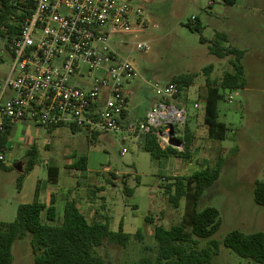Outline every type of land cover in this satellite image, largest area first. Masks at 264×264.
Returning <instances> with one entry per match:
<instances>
[{"label": "rangeland", "instance_id": "374dc122", "mask_svg": "<svg viewBox=\"0 0 264 264\" xmlns=\"http://www.w3.org/2000/svg\"><path fill=\"white\" fill-rule=\"evenodd\" d=\"M218 1L149 0L146 7L150 24L146 32L137 37L115 35L110 41V48L120 58L130 60L139 73L133 85L135 95L130 100L131 115L135 112L143 115L148 111L154 95L148 83L173 82L183 75L196 76L185 88L181 99L190 110L186 127L194 138L192 156L188 160L171 157L158 165L136 138L124 140L119 135L100 134L91 143L84 131L74 133L63 127L65 129L58 134L49 135L43 128H27L19 123L8 140L9 161L0 166L1 222L11 223L17 217L15 198L20 171L27 163L28 139L38 147L39 158L33 176L42 181L48 180L49 167L60 170L61 186L65 180L71 181L73 172L66 166L85 155L88 171L83 177L82 172H77V177L82 178L80 182L86 186L84 200L94 202L83 209L88 221L104 222L107 219L114 232H118L123 223L124 231L133 235L127 247L105 242L97 254L109 264H137L145 255L155 256L156 227L170 229L180 224L185 215L186 201L182 200L179 208L173 207L165 192L166 185L173 178L188 177L206 165L216 167L223 155L226 162L220 178L200 202V210L216 208L222 219L221 228L214 236L220 249L212 264H257L237 256L225 247L224 241L233 231L264 233V207L254 199L255 183L264 181V55L249 62L246 89L222 92L224 99L218 108L220 119L229 128L226 141H210L203 120L204 109L193 108L202 96H206L208 79L220 82L226 73L234 71V56L220 59L210 53L216 34H227L229 42L225 46L237 48L241 35L245 34L241 31L247 30L240 19V15L246 13L243 6L254 3V0H238L235 6L226 5V19L221 20L214 14L219 12L218 6H209ZM192 18L202 26L201 32L187 26ZM248 29L252 30L253 26ZM139 42H146L150 51L139 52ZM0 59V74L4 77L13 63L4 45ZM210 66L212 69L207 71ZM230 95L231 102L228 101ZM223 147L227 149L224 153ZM8 164L11 168H6ZM125 188L133 190V194L125 193ZM138 232L141 238L135 237ZM30 239L28 235L14 244V264H35ZM208 245L207 241L199 240L200 249ZM145 247L149 249L147 254Z\"/></svg>", "mask_w": 264, "mask_h": 264}, {"label": "built area", "instance_id": "2783aa9c", "mask_svg": "<svg viewBox=\"0 0 264 264\" xmlns=\"http://www.w3.org/2000/svg\"><path fill=\"white\" fill-rule=\"evenodd\" d=\"M148 1L32 0L31 14L6 50L13 62L10 71L0 74V134L14 124L32 122L90 137L153 136L163 150L184 152L190 114L181 101L186 87L171 81L148 83L154 94L150 107L143 119L131 120L139 73L110 48L112 36L146 32ZM137 50L148 53L150 46L139 42ZM8 161L7 152L0 151V166Z\"/></svg>", "mask_w": 264, "mask_h": 264}, {"label": "trees", "instance_id": "16d2710c", "mask_svg": "<svg viewBox=\"0 0 264 264\" xmlns=\"http://www.w3.org/2000/svg\"><path fill=\"white\" fill-rule=\"evenodd\" d=\"M226 5H235L238 0H222ZM32 0H0V51L5 44L6 50H11L13 39L20 33L24 20L31 14ZM187 26L201 32L199 22L194 25L190 21ZM6 40V43L3 40ZM202 42H206L201 38ZM229 37L225 33H217L210 53L220 59L234 56V71L226 73L220 82L207 80L205 96L204 122L208 138L213 142H224L228 136V127L219 121V102L224 99L222 92H234L245 89L247 77L243 66L244 52L236 48L226 47ZM207 71L212 66L206 68ZM195 75H183L173 82L189 86ZM13 126L0 134V151L5 149ZM78 131V130H76ZM185 151L169 147L163 150L153 136L144 137L143 150L150 154L151 159L158 165L171 157L188 160L194 147L193 134L185 127ZM223 153L225 149L222 150ZM27 163L18 178L17 188L21 189L25 175L38 163L39 153L36 147L27 154ZM226 159L221 155L216 167L204 166L188 177H175L167 184L165 192L173 207L179 208L182 200L186 201L185 215L180 224L167 229L157 226L154 239L156 242L155 256L145 255L137 264H212L213 257L219 253L220 244L214 236L220 230L222 219L220 212L213 207L200 210V202L207 190L219 180ZM73 169L86 172L87 158L80 157L72 166ZM59 169L49 168L48 176L51 183H57ZM125 193L132 195L133 190L125 188ZM255 202L264 207V181H257L254 187ZM150 219L148 218V221ZM28 235L35 257V264H109L105 258L97 254V250L105 242L127 247L133 238L126 233L123 223L118 232L110 229L108 220L90 222L78 208L74 199H69L65 206L64 215L59 219L56 203L50 207L35 201L32 204L21 205L17 209L14 222L0 221V264H14L13 246ZM141 238L140 232L136 234ZM199 240L207 241L208 247L199 248ZM226 248L243 259L257 264H264V233L246 234L240 231L231 232L225 239ZM145 253L149 251L144 248ZM147 254V253H146Z\"/></svg>", "mask_w": 264, "mask_h": 264}, {"label": "crops", "instance_id": "0c3cea01", "mask_svg": "<svg viewBox=\"0 0 264 264\" xmlns=\"http://www.w3.org/2000/svg\"><path fill=\"white\" fill-rule=\"evenodd\" d=\"M215 5L218 6L219 12L214 13V14H216L217 17H219L220 19L222 18L221 20H225L226 15H225L224 11L227 9L226 4H224L223 1L220 0L218 2L210 3L209 6L212 7ZM243 11H245L246 13L240 15V19L243 21V23L242 22L241 23L244 24L245 27H247V30H245V32L243 30H242L243 32L241 31V33H245V34L241 35L236 49L244 52V57H243L242 62H243V66L245 68V74H246L247 83H248V81H249L248 80L249 79V77H248V64H249V62L251 61L252 58L261 59V57L264 55V3H263V0H254V3L243 6ZM251 26H253V29L252 30L248 29ZM250 52H251V54H250ZM206 90H207V85H206ZM199 104H200V108L204 109V114H205V104H206L205 96H202L199 99ZM145 115H146V113L143 115H140L139 112H135L134 114L131 115L129 112V118L131 120H134V121L143 119L145 117ZM203 120H204V115H203ZM219 121L226 124L225 122H223L220 119V117H219ZM18 124L19 123L13 125L11 132H10V135L12 134V131L14 130V128ZM21 124H23V125H21ZM21 124H20L21 126H26L27 128L37 127L32 122L21 123ZM204 124H205V122H204ZM61 129H65V128L61 127V128H54V129H45V131L49 135H54V134H58V132ZM71 131L74 133L78 132L74 129H71ZM97 137H99V136L98 135H95L92 137L88 136V138L91 140V143L93 141L97 140L98 139ZM136 139L141 140V146L143 149L144 138L140 137V138H136ZM26 143L29 146L27 149V152L33 147H36L38 150L37 145L35 143L32 144L30 139H28L26 141ZM48 147H49V145L46 146V148H48ZM7 148L8 147L6 146V148L1 150V151L7 152ZM223 149L227 150L226 147H223ZM27 152H26V154H27ZM38 153H39V150H38ZM81 157L87 158V156H85V155H82ZM78 159H76L72 163L69 162V164L66 166L68 171L73 172L72 173L73 175L70 176L72 178V180L71 181L65 180L64 182H62V186L60 184L61 172L59 173V179H58L57 183H51L49 181V176H48L47 181H42L39 179V177L36 176V178H35L33 176V175H35L36 168H37L35 166L29 173H27L25 175V179L22 183V187L20 190H18V194H17L18 196L15 198L16 199V201H15L16 202V209H18V207L21 205L32 204L35 201H39L41 203H44L47 207H50L52 205V203L55 202L56 207H57V211H58V215H59V219H62L63 215H64V210H65V206L67 204V201L69 199H74L77 202L78 208L83 213V215L86 217V215L83 212L84 207L86 205L88 206L92 203L94 204V202L91 201V202L87 203L86 200H84V196H85L84 191L86 189L85 188L86 186L80 182L82 178L77 177V172H80V171H77V170L72 168L73 164L75 162H77ZM8 160H9V156H8ZM6 168H11V165L6 166ZM49 168H56V167H49ZM87 171H88V158H87ZM83 173L84 172H82V177H83ZM20 174H22V171H20ZM9 203H11V201ZM11 205H12V203H11ZM86 219H87V217H86ZM123 228H124V224H123Z\"/></svg>", "mask_w": 264, "mask_h": 264}, {"label": "water", "instance_id": "95a60500", "mask_svg": "<svg viewBox=\"0 0 264 264\" xmlns=\"http://www.w3.org/2000/svg\"><path fill=\"white\" fill-rule=\"evenodd\" d=\"M17 169L20 171V170H21V169H20V166H18Z\"/></svg>", "mask_w": 264, "mask_h": 264}]
</instances>
